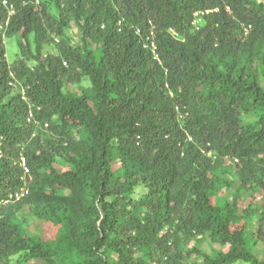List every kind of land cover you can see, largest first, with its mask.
Segmentation results:
<instances>
[{"label": "trees", "instance_id": "1", "mask_svg": "<svg viewBox=\"0 0 264 264\" xmlns=\"http://www.w3.org/2000/svg\"><path fill=\"white\" fill-rule=\"evenodd\" d=\"M0 264H264V0H0Z\"/></svg>", "mask_w": 264, "mask_h": 264}, {"label": "rangeland", "instance_id": "2", "mask_svg": "<svg viewBox=\"0 0 264 264\" xmlns=\"http://www.w3.org/2000/svg\"><path fill=\"white\" fill-rule=\"evenodd\" d=\"M40 1H46V2H48V3H50V6H51V8L53 9V10H55V0H40ZM202 15L203 14H195V19H194V22H193V25H194V27L196 28V29H198V28H200V26L203 24V22H202ZM74 40H77V34H78V32H77V29L75 28V27H70V29L68 30V32H67ZM5 43H6V49H7V58H8V60L9 61H12V59H14L17 55H16V53H17V48H16V46H15V39L14 38H12V39H7L6 41H5ZM48 51L49 52H51V53H56L57 52V50L56 49H54L53 47H51V48H48ZM142 193H144V190H139L137 193H136V195H135V197L136 198H139L141 195H142ZM29 216H28V211L26 210L25 211V216H24V218L25 219H27ZM29 229L31 230V231H33V232H40V226L39 225H34L33 223H32V225H29ZM255 228L254 227H249V230H248V235H249V237H252L253 235H254V230ZM257 248L258 249H260L261 248V244L259 243L258 245H257Z\"/></svg>", "mask_w": 264, "mask_h": 264}, {"label": "built area", "instance_id": "3", "mask_svg": "<svg viewBox=\"0 0 264 264\" xmlns=\"http://www.w3.org/2000/svg\"><path fill=\"white\" fill-rule=\"evenodd\" d=\"M22 165H23V167H24V166H25V163H23ZM24 168H25V167H24ZM24 170H25V174H28V169L25 168ZM26 194H27V191H26L25 189H23L20 193H18V194L15 195V199H16V200H19L21 197H23V196L26 195Z\"/></svg>", "mask_w": 264, "mask_h": 264}, {"label": "clouds", "instance_id": "4", "mask_svg": "<svg viewBox=\"0 0 264 264\" xmlns=\"http://www.w3.org/2000/svg\"><path fill=\"white\" fill-rule=\"evenodd\" d=\"M3 5H6V2H4Z\"/></svg>", "mask_w": 264, "mask_h": 264}]
</instances>
